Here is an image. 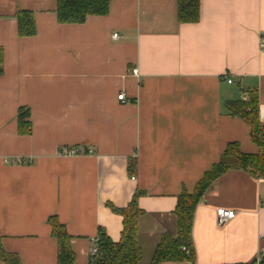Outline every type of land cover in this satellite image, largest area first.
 Here are the masks:
<instances>
[{
	"label": "crops",
	"instance_id": "0c3cea01",
	"mask_svg": "<svg viewBox=\"0 0 264 264\" xmlns=\"http://www.w3.org/2000/svg\"><path fill=\"white\" fill-rule=\"evenodd\" d=\"M19 10L34 12V36L19 35ZM56 11L57 0H0V243L23 264H57L56 216L76 264H89L101 230L121 237L123 217L110 204L124 207L140 191V243L153 253L163 233L176 232L179 194L229 143L258 152L249 124L226 103L257 90L264 127V0H200L195 23L179 21L178 0H112L108 14L73 24ZM21 107L30 110L29 134L19 131ZM262 196L257 175H221L196 208L194 262L162 264L258 260ZM220 207L236 217L218 224Z\"/></svg>",
	"mask_w": 264,
	"mask_h": 264
},
{
	"label": "trees",
	"instance_id": "16d2710c",
	"mask_svg": "<svg viewBox=\"0 0 264 264\" xmlns=\"http://www.w3.org/2000/svg\"><path fill=\"white\" fill-rule=\"evenodd\" d=\"M112 0H57V18L60 23H83L91 15H106ZM18 33L20 36L36 34L34 12L19 10L17 12ZM178 19L182 23H195L200 19V0H178ZM4 52L0 48V71ZM247 99L229 101L227 110L233 116L242 118L250 126L251 138L258 146L257 153H245L238 143H229L222 159L206 171L196 183L194 189H183L177 198L174 210L176 232H165L156 245L149 264L165 262H194L195 249L192 238L193 220L198 204L204 198L208 188L224 173L233 169H242L252 175L264 173V127L259 118V93L257 90H244ZM19 131L31 133L30 110L21 107L18 113ZM135 193L133 199L124 207L110 204L116 214L123 217V229L118 241L112 240L101 230V256L94 264H141L144 249L140 243V218L145 211L138 205ZM52 235L57 241V264H76V253L72 248V237L67 233L64 224L56 216L49 218ZM185 248V249H184ZM0 260L5 264H23L17 253L7 251L0 243ZM255 260L253 263H255ZM252 263V264H253ZM91 264V262L89 263ZM264 264V262H263Z\"/></svg>",
	"mask_w": 264,
	"mask_h": 264
},
{
	"label": "built area",
	"instance_id": "2783aa9c",
	"mask_svg": "<svg viewBox=\"0 0 264 264\" xmlns=\"http://www.w3.org/2000/svg\"><path fill=\"white\" fill-rule=\"evenodd\" d=\"M114 37L115 38L118 37V34L115 33ZM131 73L135 76H140L138 68H133ZM227 81L229 83H232L233 79L231 77H229L227 79ZM118 99L123 101V102H126L128 100L125 92H120L118 95ZM62 152L66 155H77V154L82 153V151L79 147H64L62 149ZM88 152L91 153L92 150L89 149ZM258 180L261 183H264V173L261 174L260 176H258ZM260 203H261V205L264 206V196H262ZM235 217H236V211L233 209H226L223 207H220L217 209V222L220 225L226 224L228 221L232 220ZM101 240L102 239H101V236L99 234L96 237H93L91 239V242H92V245L90 247V262H91V264H94V262L101 256V246H100Z\"/></svg>",
	"mask_w": 264,
	"mask_h": 264
},
{
	"label": "rangeland",
	"instance_id": "374dc122",
	"mask_svg": "<svg viewBox=\"0 0 264 264\" xmlns=\"http://www.w3.org/2000/svg\"><path fill=\"white\" fill-rule=\"evenodd\" d=\"M151 257H152V250H150V246H148V248L144 251V258H143L141 264H149L150 260H151Z\"/></svg>",
	"mask_w": 264,
	"mask_h": 264
},
{
	"label": "water",
	"instance_id": "95a60500",
	"mask_svg": "<svg viewBox=\"0 0 264 264\" xmlns=\"http://www.w3.org/2000/svg\"><path fill=\"white\" fill-rule=\"evenodd\" d=\"M263 262H264V251H263L262 256L253 264H263Z\"/></svg>",
	"mask_w": 264,
	"mask_h": 264
}]
</instances>
